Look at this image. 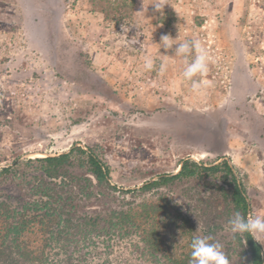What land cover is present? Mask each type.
<instances>
[{
    "label": "rangeland",
    "instance_id": "1",
    "mask_svg": "<svg viewBox=\"0 0 264 264\" xmlns=\"http://www.w3.org/2000/svg\"><path fill=\"white\" fill-rule=\"evenodd\" d=\"M153 2L0 0V168L16 156L80 146L109 167L111 185L127 191L175 174L185 157L226 158L243 179L247 216H264V0H167L162 12ZM163 35L198 40L214 61L194 78L199 93L183 78L175 45H159ZM146 55L155 59L151 71ZM186 188L167 199L191 204ZM216 234L232 237L227 225ZM253 240L264 264V236ZM81 247L86 264H165L134 233Z\"/></svg>",
    "mask_w": 264,
    "mask_h": 264
},
{
    "label": "trees",
    "instance_id": "2",
    "mask_svg": "<svg viewBox=\"0 0 264 264\" xmlns=\"http://www.w3.org/2000/svg\"><path fill=\"white\" fill-rule=\"evenodd\" d=\"M17 160L0 168V264H86L81 246L112 233H134L165 264H190L198 236L219 241L230 262L241 257L244 264H262L260 247L247 233L228 242L216 234L228 228L235 211L247 216L250 209L243 179L226 158L185 157L176 174L127 191L110 184L109 167L91 148ZM183 186L191 204L167 199V192ZM12 187L16 194L8 191ZM129 194L134 199L126 202ZM144 196L150 199L135 203Z\"/></svg>",
    "mask_w": 264,
    "mask_h": 264
},
{
    "label": "clouds",
    "instance_id": "3",
    "mask_svg": "<svg viewBox=\"0 0 264 264\" xmlns=\"http://www.w3.org/2000/svg\"><path fill=\"white\" fill-rule=\"evenodd\" d=\"M166 4L167 0H154L151 3L157 12H162ZM175 41L176 39L171 38L169 35H163L159 45L166 50L173 49L175 45V54L182 57L185 64L183 78L191 81V89L194 93H199L202 90V85L199 79L194 78L205 77L209 71V63L214 61L198 40H185L180 43H175ZM131 42L135 43V41ZM193 55L194 58L189 59ZM143 67L148 71L153 70L155 59L151 55H146ZM166 67V64L162 63L160 71H165ZM227 223L233 238L238 235L243 236L245 233L255 240L264 236V216H245L240 211H235ZM190 247L192 250L190 264H231L223 250V245L211 236L195 237L192 239Z\"/></svg>",
    "mask_w": 264,
    "mask_h": 264
},
{
    "label": "water",
    "instance_id": "4",
    "mask_svg": "<svg viewBox=\"0 0 264 264\" xmlns=\"http://www.w3.org/2000/svg\"><path fill=\"white\" fill-rule=\"evenodd\" d=\"M17 162H19V161H17ZM179 169H180V167H178V170L176 171V173L179 171ZM176 173H175V174H176Z\"/></svg>",
    "mask_w": 264,
    "mask_h": 264
}]
</instances>
